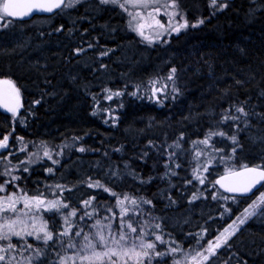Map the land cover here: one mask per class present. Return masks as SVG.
Listing matches in <instances>:
<instances>
[{
    "label": "trees",
    "instance_id": "16d2710c",
    "mask_svg": "<svg viewBox=\"0 0 264 264\" xmlns=\"http://www.w3.org/2000/svg\"><path fill=\"white\" fill-rule=\"evenodd\" d=\"M220 3L227 7L213 13L205 7L204 23L154 47H145L128 30L117 7L92 0L51 16L0 21V79L13 81L23 98L16 114L0 109V140L9 137V147L0 152L4 172L12 168V175L20 177L14 183L28 196L42 194L68 204L63 215L78 209L71 217L73 231L86 230L92 220L110 218L113 212L115 229L117 198L124 195L150 200L129 216L138 232L141 225L149 233L146 241H154L152 233L163 237L156 251L168 254L154 257L151 264H176L184 252L201 247L237 210L233 197L219 192L215 178L245 165L264 166V0ZM160 67L176 69L178 91L165 106L150 96L131 95ZM107 76L115 78L108 81ZM106 86L123 95L108 99ZM239 106L247 117L222 119L241 116L235 112ZM210 131L227 135L212 136L207 145L197 143ZM233 135L235 144L229 139ZM33 145L41 159L28 163ZM40 145L61 147L58 163L43 157ZM194 169L199 171L194 174ZM1 179L10 181L11 176ZM96 181L117 196L89 187ZM193 195L199 198L193 200ZM92 197L85 208L82 202ZM126 207L134 206L126 202ZM93 209V216L79 219ZM5 215L14 219L17 213ZM43 219L54 234L64 230L61 214L44 212ZM61 240L67 242L59 236L48 244L27 237L28 244L45 252L35 264H58L55 254L65 251ZM11 242L17 251L26 246L19 237ZM171 248L180 251L171 253ZM23 253L33 255V249ZM203 264H264V218L248 220Z\"/></svg>",
    "mask_w": 264,
    "mask_h": 264
},
{
    "label": "snow or ice",
    "instance_id": "6c2138e0",
    "mask_svg": "<svg viewBox=\"0 0 264 264\" xmlns=\"http://www.w3.org/2000/svg\"><path fill=\"white\" fill-rule=\"evenodd\" d=\"M79 2L80 0H67V2L66 0H3V2L0 3V21H5L6 17L22 19L34 12H52L54 9H61L62 7L70 8ZM217 2L218 0H212L213 6H216ZM101 3L118 5L125 12H128L129 5L133 8L147 9L152 7V11L147 13V17L152 18L151 23L147 22V18L140 11L128 12L131 17L129 20V27L149 43L154 42L153 38L151 36H145L144 29L146 27L152 28L153 25L159 28H164V25L161 24L159 20H156L154 16V13L160 12V8L155 6L159 4V0H124L123 3H121L120 0H101ZM178 6V0H171V3L164 5V7L172 9H177ZM220 7H227V5L221 4ZM178 14L179 13L176 11H173L172 13L165 12L166 16H171L173 18ZM10 22L11 21L4 23L3 26L7 27V24ZM198 23L202 24L204 21L200 20ZM188 26L189 22L185 19L182 23H179L177 27H172V31L178 33L181 29L187 28ZM195 26V24L192 25V27ZM165 31H167V29H165ZM77 51H82V49H78ZM103 55H107V52L103 53ZM175 73L176 69H171V75H169L167 79L172 80ZM152 83L155 84L157 81H153ZM0 85L8 86L7 89H0V106H3L8 111L16 114L18 108L21 106L20 90L11 80H0ZM166 89L167 85L153 89V95L157 92H164ZM173 91H178V89L174 88ZM120 95H123V93L114 92L107 98L112 99V96ZM131 95L135 96L137 93L133 92ZM157 100H159V97H157ZM37 103H39V101H37ZM230 110L231 109H229V111ZM235 112L240 113L241 116L224 115L222 119L224 121L229 119L238 121L242 117H247L249 115L243 106L235 107ZM217 135L226 136L227 134L224 132L210 131L208 138L198 141L197 143L207 145L209 144V138ZM8 139L9 137L5 136L0 140V149H6L8 147ZM20 139L22 140L23 138ZM229 139H231L234 144L237 141L235 135L229 137ZM178 146L179 145L177 144V147ZM80 151H85V149L81 148ZM233 152H235V148H233ZM31 155L35 156L36 154L33 153ZM200 155H202V153H197V156ZM43 157L52 160L51 151L46 146H44ZM37 159H41V157L37 156ZM34 162L35 161L31 158L28 161V163ZM53 163H58V161L53 160ZM23 171L27 172L28 169L25 167L23 168ZM47 171L51 173L53 172V169L49 168ZM193 171L195 174L199 169H194ZM203 171L207 172L208 168L204 167ZM2 174L5 176H11V180H6L3 184H0V192H4L8 184H14L16 180L20 179L18 176H13L10 170H6ZM229 176H236L241 179L232 183H225L224 181L228 180ZM196 179L199 180V183L201 184L205 183V179L199 175H196ZM262 181H264V169L248 168L247 166H244L243 171L238 173L230 172L228 176L222 177L221 180L216 181V183L220 184V186L225 188L228 192L246 194ZM189 183H191V181H189ZM16 187L19 186L17 185ZM56 187L60 188L61 186L57 185ZM89 187L101 188L106 192H110L112 196H117L115 192L106 188L99 181L89 184ZM20 191L23 193L22 189ZM198 198L199 197L196 195H193V200ZM233 199H235V197H233ZM93 200H95V197L85 200L82 203L84 207L87 208L92 204ZM21 202H23L24 207L17 209V204ZM126 202L134 207L132 209L126 207ZM141 203L151 204L152 202L150 200H137L136 198L127 195H124L123 198H117V207L120 209V212L119 221L116 224L115 229L113 228V221L116 220V213L113 212L110 218L105 217V219L109 220V223L104 224L99 219L95 221L92 225V228L95 229L94 232L84 233L83 228H81L73 233L75 225H73L71 217H76L77 211L79 210L72 209L67 215H63L62 210L68 209L69 205L64 203L61 199L47 200L42 194L30 197L26 193L18 195L15 192L7 196H2L0 197V241H6V243L0 244V264H20V261L12 254L17 251V245L11 242L12 237L25 239L26 246L20 249L21 253L28 251V249H33V255L22 257L26 264H33V261L39 260L40 257L45 255V252L41 248H33L32 244L26 242V238L34 237L37 241H42L44 244H48L49 241H54V236L68 237L67 242L61 240L60 243L64 247L65 252H67V249L74 250L72 255H60L57 253L59 264H145L146 260L148 261V264H151V260L154 257H161L168 253L156 251V242L164 243L162 236L152 233V235L155 236L154 241H146L145 237L148 236L149 233L143 230V226L138 225L141 228L140 232L137 231V227L133 226V217L129 216V213L132 212L134 216L136 214L135 206H138ZM249 207L252 209L251 211L245 209L243 217H237L238 224L234 221L232 225H229V227L224 230V233H221L220 236L215 238V242L208 241V247L205 249L208 255L197 253L198 257H202L201 261H197L196 257L192 258L196 264H203V261L209 260L211 256L216 253L217 249L227 245L231 237L239 231V226L245 224L248 219L257 215L258 212L259 214L264 215V194H262L259 202H254ZM24 209H27L28 211L25 212ZM109 211H111V209H109ZM44 212L61 214L64 219V230L55 234L49 230L48 222L43 219ZM95 212V209H93V212H85L79 217V219L84 220L85 216L91 217ZM5 213H17V215L14 219H10ZM21 213L23 216L20 215ZM24 217H27V219ZM125 217L128 218L125 219ZM28 221H31V223ZM160 227V224L155 225V228ZM225 233L227 235H225ZM73 236H82V239L76 241L73 239ZM221 237H223V239H221ZM178 251H180L179 248L170 249L171 253H176ZM176 264H181V262L177 261Z\"/></svg>",
    "mask_w": 264,
    "mask_h": 264
},
{
    "label": "rangeland",
    "instance_id": "374dc122",
    "mask_svg": "<svg viewBox=\"0 0 264 264\" xmlns=\"http://www.w3.org/2000/svg\"><path fill=\"white\" fill-rule=\"evenodd\" d=\"M85 1H87V0H80V2H85ZM92 1L98 2L101 5L115 6L121 12H123L125 14V21H126L125 23L127 24L128 30H130L134 35H137L138 39L140 38L139 39L140 42H142V45L144 44L145 47H147V46L148 47H154L157 44H164V43L168 42V40L172 34H174V35L180 34L182 31H186L189 28H193L192 25H194V24L196 25L195 27L201 25L200 23H198V21L203 20L202 14H203V11H205V9H204L205 7L208 9V12H210V13L215 12V10L222 9V7H220V5H221L220 1L217 2L216 6H213L212 2L207 0L206 4L202 6V5H198L196 3L197 0H178V5H179L178 8L172 9V8L164 7L165 4L171 3V0H159V4H157L155 6L160 8V12L154 13V16H155L156 20H159L160 23L164 25V28H159L155 25H153L152 28L146 27L144 29L145 36H151L153 38V41H154L152 43H149L148 41H146L143 37L138 35L136 32H134L129 27V20L131 19V17L129 16L128 12L140 11L147 18V22L151 23L152 18L147 17V13L149 11H152V7H149L147 9H145V8H133L131 5H129L128 6V12H125L118 5H113L111 3L103 4V3H101V0H92ZM2 2H3V0H0V3H2ZM120 2L123 3L124 0H120ZM79 3H77V4H79ZM77 4H75L73 7H75ZM73 7H70V8H73ZM66 8L69 9V7H66ZM173 11H176L179 14L176 15L174 18L171 16L165 15V12L172 13ZM189 17H191L190 20H189ZM185 19L189 22V26L187 28L181 29L178 33L172 31V27H177L178 24L182 23ZM165 29H167V31H165ZM134 51H135V48H134ZM136 53H137V51L135 52V54ZM140 62L141 61L138 60L137 64H139ZM140 68H141V66H137V68H136L137 74L141 73ZM169 75H171V69L170 68L165 69L163 67H160V69L158 70V73H156L154 75H149V77L147 79L148 82L146 83V86L141 87L139 85V86L133 87V89H135L134 92L137 93V95H135V96H138V95L140 97H145V96L149 97L150 96L149 99H151V101L153 103L157 104L159 107L165 106L166 101H169V99L173 98V96L176 94L175 93L176 91H173L174 88L176 89V83L174 82L173 79L172 80L167 79V77ZM105 78H106V80L110 81V80H114L115 77L107 76ZM153 81H157V83L154 84V83H152ZM105 82H107V81H105ZM164 85H167V89L164 92H157L155 95H153V89L161 88ZM104 89H105V94H108V95H111L114 92H120L116 89L110 90L107 86ZM112 97H114V96H112ZM157 97H159V100H157ZM20 98L22 101L23 98H22L21 92H20ZM20 107L18 108L19 110H20ZM8 141H9V139H8ZM8 147H9V145H8ZM40 147L43 148L42 150H44V146L40 145ZM25 148H26V146H25ZM31 148H32V154L35 153L36 146L33 145ZM2 150H4V149H0V152ZM49 150L51 151V154H52V161L53 160L59 161L61 158V147H59V148L50 147ZM16 152H17V150L15 152L13 151V152L9 153L8 156L11 157V155L17 154ZM42 155H43V152H42ZM33 157L37 158L36 155L33 156L29 153V158H33ZM3 166H5V165L0 164V184H3L5 182V180L1 179V177L4 176L3 174H1V171H3V173H4V170H3L4 167ZM10 166L12 167L11 163H10ZM12 170L13 169L11 168L10 171H12ZM16 186H17L16 183L8 184L6 186V190L4 192H0V197L7 196L11 193H14L16 191L15 189L20 190V188L16 187ZM262 194H264V186L261 189H259L258 193H256L252 197L244 199V202H241L242 198L235 197V199H233L231 203L234 204V206L236 207V209H237L236 212L230 213V215L227 217V221L224 223V225L221 227V229H219L213 235L212 238L206 239V242L204 244H202L201 247L198 244V246H196L197 247L196 249L194 248L188 252H184V255L180 261L181 264H196V262H194L192 259L193 257H196L197 261H201L202 257H198L197 253H204V255H208V253L205 251V249H207V247H208V241L215 242V238L217 236H220L221 233H224V230L226 228H228L229 225H232L234 221L238 224L237 217L242 218L243 214L245 213V209H249V211H251L252 209L249 206L252 205L254 202H259V200L262 197ZM23 207L24 206H23L22 202L17 204V209H21ZM11 215H12V213H11ZM7 216H10V215H7ZM261 218H264V215H261L258 212L257 215L251 217L250 219L259 220ZM250 219H248V220H250ZM96 220H98V218L91 221L92 223L90 224V226L86 230H84V233H89V232L95 231V229L92 228V225L95 223ZM99 220H101L104 224L109 223V220H107V219H99ZM28 222L31 223V221H28ZM243 225H240L239 229H241ZM77 230H79V229H77ZM77 230H74L73 233ZM230 231H231V229H230ZM225 235H227V234L225 233ZM61 239H63V237H61ZM66 239L68 240V237H66ZM73 239H75L76 241H80L82 239V236L81 237L73 236ZM221 239H223V237H221ZM199 242H200V240H199ZM73 251H74L73 249H67V252L64 251V252H57V253H59L60 255H65V254L72 255ZM57 253L55 254L56 255L55 257L57 258L56 261L59 264V257L57 255ZM12 254L15 255L16 259L20 261V264H26V262L22 259V257H26V255L23 252L21 253L20 251H17V252H13ZM33 264H35V260L33 261Z\"/></svg>",
    "mask_w": 264,
    "mask_h": 264
},
{
    "label": "water",
    "instance_id": "95a60500",
    "mask_svg": "<svg viewBox=\"0 0 264 264\" xmlns=\"http://www.w3.org/2000/svg\"><path fill=\"white\" fill-rule=\"evenodd\" d=\"M209 1L212 2V0H209ZM218 1H226V0H218ZM227 1H230L231 2V1H234V0H227ZM61 9H54L52 12H46V11L34 12L33 14H31L29 16H25L22 19H19V18H13V19L18 20V21L19 20L26 21V20H30V18H32L34 16H42V15L51 16V15H53V13H55V12L61 10ZM0 80H6V79H0ZM7 87H8L7 85H0V89H7ZM20 105H21V98H20ZM0 109L3 110V111H6V112H10L6 108H4L3 106H0ZM245 166H247L248 168H261V169H264V166L263 165H256V166L255 165H245ZM243 169H244V166L243 167L236 168V169H234V171L225 172V173H222L221 175L217 176L215 178V180H214L217 189L221 193L226 194L227 196L239 197V198H242V199H246L248 197H252L256 193H258V190L261 189L264 186V181H262L260 184H257L255 187L252 188V190L250 192H248L246 194L228 192V191H226L225 188L221 187L220 184H217L216 183V181L221 180L222 177L228 176L230 172L231 173H238V172L243 171ZM238 179H241V178L240 177H236V176H229V179L228 180H225L224 182L225 183H232V182H234V181H236Z\"/></svg>",
    "mask_w": 264,
    "mask_h": 264
}]
</instances>
